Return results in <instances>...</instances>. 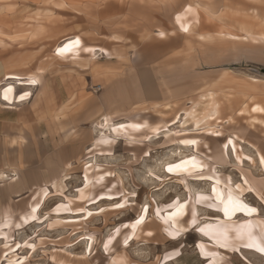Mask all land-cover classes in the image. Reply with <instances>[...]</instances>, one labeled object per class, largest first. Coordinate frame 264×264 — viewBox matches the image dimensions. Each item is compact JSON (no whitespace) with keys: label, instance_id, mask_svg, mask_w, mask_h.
Wrapping results in <instances>:
<instances>
[{"label":"rangeland","instance_id":"rangeland-1","mask_svg":"<svg viewBox=\"0 0 264 264\" xmlns=\"http://www.w3.org/2000/svg\"><path fill=\"white\" fill-rule=\"evenodd\" d=\"M34 1L0 0V64L47 74L29 110L60 112L66 123L50 126L47 183L0 218L9 222L0 228V264H264V252L245 245L246 232L232 230L238 249L213 239L225 224L216 185L256 209L238 214L236 226L264 223V0H93L82 11ZM112 2L129 4L126 17L140 24L120 23V11L103 13ZM120 31L140 44L120 45ZM74 36L118 59L140 55L143 99H114L103 109L89 56L73 68L53 55ZM213 104L219 118L209 121ZM76 110L81 122L70 124ZM180 116L185 126L174 123ZM192 159L200 166L168 171ZM79 189L90 195L80 199ZM200 243L215 254L203 256Z\"/></svg>","mask_w":264,"mask_h":264},{"label":"crops","instance_id":"crops-1","mask_svg":"<svg viewBox=\"0 0 264 264\" xmlns=\"http://www.w3.org/2000/svg\"><path fill=\"white\" fill-rule=\"evenodd\" d=\"M60 1L66 2L67 5L69 4L76 11H82L86 6L91 8L94 4L93 0ZM110 5L111 7H109V4L106 6L107 11L104 9L102 12L108 13L110 10L120 11V23L122 20L124 24L127 23V26L131 24L132 27L140 24L139 20L135 24V18L130 22L129 18L126 17L127 11L134 12L133 9L129 8V4L112 2ZM113 38L117 39L118 37ZM138 39V36L120 31V45L140 44ZM77 40H79V44H75L67 54L63 55L58 52L66 43L76 42ZM110 43L113 44L112 41ZM53 55L61 62L70 61L73 63V68H75V64H79L83 55L89 56L88 67L86 68L91 75L89 76V81L91 84L99 83L102 85L103 109L105 110L107 108L112 109L110 104L114 99L120 102H124L126 99L135 100V98L139 102L143 99L141 94L144 91L143 85L146 83H142L140 78L142 67L140 55L133 53L120 54V59H118L113 56L112 51L106 48L86 46L80 36L70 37L68 40L62 41L57 52L54 54L53 51ZM100 56H102V59H99ZM152 64L148 62L150 67ZM30 72V74L11 73L0 64V178L6 174L8 176L10 174L16 176L12 180H0V218L6 212L14 214L17 206L24 201L30 192L41 188L43 184L47 183L50 171L44 165V158L49 155L44 150L47 148V141L51 140L50 126L66 123L60 112L55 115H49L47 112H32L29 110L34 104L32 100L33 92L42 91L43 87L48 85L47 74L36 69ZM29 76L32 79H22ZM60 78H62L61 82ZM33 80L36 83L39 82V85L36 86V83H32L31 81ZM147 83L149 84L150 81L148 80ZM78 84L76 82L75 85L78 86ZM7 86H13V100L11 102L4 100L1 96V90L7 88ZM56 91H64L63 72L62 74H59V72L57 74ZM22 96L24 97L23 99H21ZM19 97L20 100H18ZM30 100L32 101L29 103ZM46 108L48 107H39V109ZM59 108L58 106V110ZM117 110H119V107ZM120 110H122L121 107ZM80 119L81 116L76 110L72 111V114L68 117V122L70 124H78L81 122ZM43 126H45V130Z\"/></svg>","mask_w":264,"mask_h":264},{"label":"bare ground","instance_id":"bare-ground-1","mask_svg":"<svg viewBox=\"0 0 264 264\" xmlns=\"http://www.w3.org/2000/svg\"><path fill=\"white\" fill-rule=\"evenodd\" d=\"M193 7V6H192ZM186 10V8H185ZM184 10V11H185ZM189 10V8H188ZM183 11V10H182ZM183 11V12H184ZM191 11V9H190ZM197 11V10H196ZM193 12V11H192ZM180 13V12H179ZM191 13V12H190ZM193 14V13H192ZM178 15V14H177ZM184 15V14H183ZM199 15V14H198ZM189 17V16H188ZM178 18V17H177ZM182 18V17H181ZM176 21V20H175ZM185 22V21H184ZM179 23V22H178ZM177 23V24H178ZM186 23V22H185ZM179 25H181L179 23ZM177 27V26H176ZM193 27V26H192ZM192 27H189V26H184L183 29H187V31H192L193 28ZM181 29V28H180ZM182 29V30H183ZM75 42H68L66 43L65 45H63V47H61L60 49H66L64 52H60L61 54L65 55L67 54L73 46H75ZM78 48V47H77ZM74 59V58H73ZM76 59V58H75ZM10 89V91H9ZM1 96L4 100H7L9 102H11L13 100V86H7V88H3L1 90ZM7 97V98H5ZM18 100H20V97L18 98ZM188 115V114H187ZM191 117H194V113H191ZM219 115V112H218V109H217V106L215 104L212 105V107L210 108V110L208 111V115H207V120L209 121H212L214 119H218ZM104 118V117H103ZM180 121H176L174 123H179V124H182V126H185L186 125V120L187 118H183L182 116H180L178 118ZM109 120V119H108ZM108 122V121H107ZM201 122V121H195V124L194 126H198V123ZM110 123V122H109ZM140 131V130H139ZM155 131V130H154ZM156 132V131H155ZM147 134V133H146ZM145 135V134H144ZM143 136V135H142ZM179 165H181V168H186V167H189L190 165L192 166H200V163L198 162V160L196 159H192V160H186L184 161L183 163H180ZM178 171V170H177ZM212 175V174H211ZM10 178V177H9ZM217 178V177H216ZM226 180V179H225ZM90 179L87 178L86 182L87 184L89 183ZM86 184V185H87ZM90 184V183H89ZM85 185V186H86ZM216 185V184H215ZM47 186V185H46ZM56 186V183L55 185ZM56 191L57 188H55ZM82 189V188H81ZM236 190V189H235ZM250 190V189H249ZM79 198L80 199H85L87 196H89L90 194L87 193L86 191L84 190H80L79 189ZM240 194L241 193H234V192H228L227 194H225L217 185L213 188V197L215 198V201H214V206L216 208H220L223 212V215H224V225L220 226L218 229H214V232H219L220 234H217V235H213V239H214V244L215 246H222V247H229L231 249L233 248H236L238 249L239 248V245L240 244H232L230 243V240H231V237H232V230H236V236L239 237L241 236V233L242 232H246V235H245V239H246V242H245V245H249V244H255L256 246L254 247H251V248H255L258 250V247H264V223L261 222L260 220H254L252 221L254 227H255V231H254V227H251V228H246V226H236L235 222L232 221L238 214H240L241 212H244L245 214L247 215H252V213L254 212H251L249 213L248 212V209H251V208H254V207H251V206H248L246 205L245 203H243L241 201V197H240ZM263 194V193H262ZM50 195V194H49ZM200 196V195H199ZM49 196H47L46 199H48ZM197 198H200L201 199V196L200 197H197ZM232 201H239L241 205H244V206H247L246 208H244L243 210H236L232 207V205L229 203V200ZM198 200V199H197ZM71 201V200H70ZM175 205V203H174ZM172 207V206H171ZM228 208V214L225 213V208ZM176 208V207H175ZM178 209V208H176ZM180 209V208H179ZM214 209V208H213ZM255 209V208H254ZM216 210V209H215ZM256 210V209H255ZM174 214H175V211H174ZM34 216V215H33ZM195 219H197L195 217ZM190 220V219H189ZM192 220V219H191ZM37 221V220H36ZM215 221H217L215 219ZM4 222V221H3ZM220 222V221H219ZM24 224V222H23ZM194 224V223H193ZM18 225H20V223H18ZM3 226H9V222L6 221L4 223L1 224L0 222V228L3 227ZM180 227V226H179ZM183 230V229H182ZM172 230H170L171 232ZM257 231V232H256ZM171 234V233H170ZM173 234V233H172ZM199 249L201 250V254L203 256H209V255H214L215 253L213 251H211L210 249H208V247L205 245V243H200L199 244ZM175 256V255H174Z\"/></svg>","mask_w":264,"mask_h":264},{"label":"snow or ice","instance_id":"snow-or-ice-1","mask_svg":"<svg viewBox=\"0 0 264 264\" xmlns=\"http://www.w3.org/2000/svg\"><path fill=\"white\" fill-rule=\"evenodd\" d=\"M185 31H187V29H185ZM163 35V34H161ZM76 44H79V40H77L75 42ZM66 49H59L58 52H64ZM32 83H36L35 80L31 81ZM10 91V89H9ZM7 98V97H5ZM24 97L22 96L21 99H23ZM194 143V142H193ZM181 168V165L177 164V165H174V166H169L168 168V171H173L174 169H179ZM229 203L232 205V207L236 210H243L244 208H246L247 206H244V205H241L239 201H232L231 198L229 200ZM118 207L120 205H117ZM256 210L254 208H251V209H248V212L251 213V212H255ZM225 213L228 214V208L226 207L225 208ZM143 219V217H141V220ZM139 223V221H138ZM256 246L255 244H249L248 247H254ZM105 247H107V245H105ZM258 250L261 251V252H264V247H258Z\"/></svg>","mask_w":264,"mask_h":264}]
</instances>
